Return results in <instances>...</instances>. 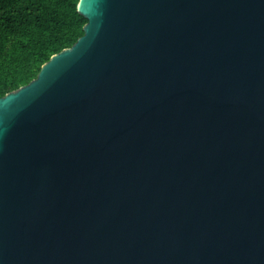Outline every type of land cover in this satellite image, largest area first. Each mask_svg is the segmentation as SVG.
<instances>
[{"label":"water","instance_id":"obj_1","mask_svg":"<svg viewBox=\"0 0 264 264\" xmlns=\"http://www.w3.org/2000/svg\"><path fill=\"white\" fill-rule=\"evenodd\" d=\"M77 12L0 98V264H264V0Z\"/></svg>","mask_w":264,"mask_h":264},{"label":"trees","instance_id":"obj_2","mask_svg":"<svg viewBox=\"0 0 264 264\" xmlns=\"http://www.w3.org/2000/svg\"><path fill=\"white\" fill-rule=\"evenodd\" d=\"M79 0H0V98L36 78L51 56L70 48L87 23Z\"/></svg>","mask_w":264,"mask_h":264}]
</instances>
